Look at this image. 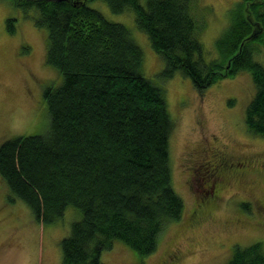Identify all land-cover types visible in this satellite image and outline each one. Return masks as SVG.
Segmentation results:
<instances>
[{"label":"trees","instance_id":"16d2710c","mask_svg":"<svg viewBox=\"0 0 264 264\" xmlns=\"http://www.w3.org/2000/svg\"><path fill=\"white\" fill-rule=\"evenodd\" d=\"M89 1L12 0L33 10L36 26L47 31L45 62L61 81L42 91L48 130L0 144V177L10 200L26 202L43 225L61 218L68 205L79 210L80 218L60 240L61 264H104L101 252L115 240L147 255L184 207L171 184L168 141L174 122L164 88L142 74V51L127 27ZM105 1L114 13L134 12L135 24L164 60L157 74L163 81L180 71L199 92L221 77L249 71L255 91L245 126L264 137V66L253 58L255 45H264V0L237 3L227 33L216 41L220 56L208 63L189 0ZM245 6L260 32L245 20ZM5 21L14 33L16 18ZM224 264H264V245H235Z\"/></svg>","mask_w":264,"mask_h":264},{"label":"rangeland","instance_id":"374dc122","mask_svg":"<svg viewBox=\"0 0 264 264\" xmlns=\"http://www.w3.org/2000/svg\"><path fill=\"white\" fill-rule=\"evenodd\" d=\"M239 1L189 0L206 63L218 60L216 41L227 33L232 9ZM87 5L127 27L142 51V74L164 88L174 122L168 141L171 184L184 204L181 218L164 225L151 253L140 256L115 240L102 250L101 261L224 264L235 245L259 241L264 245V171L255 167L245 174H227L216 180L211 163L214 152L219 160L245 157L264 161V137L245 126V108L255 91L252 74L240 70L199 92L191 78L180 71L163 81L157 74L164 69V60L135 24L134 12L114 13L105 0H92ZM34 14L12 0H0V144L19 135H40L49 128L42 91L58 86L61 76L45 62L47 31L36 26ZM8 16L16 18L14 33L6 29ZM244 16L252 31L260 32L261 24L250 7L245 6ZM253 52V58L264 66V45L256 44ZM203 193L206 204L201 206ZM10 196L0 177V264H61L60 240L80 218L79 210L68 205L61 218L43 225L35 220L26 202L10 200ZM193 209L199 210L198 216L191 215Z\"/></svg>","mask_w":264,"mask_h":264},{"label":"flooded vegetation","instance_id":"af4514ba","mask_svg":"<svg viewBox=\"0 0 264 264\" xmlns=\"http://www.w3.org/2000/svg\"><path fill=\"white\" fill-rule=\"evenodd\" d=\"M214 155V159L211 158L212 160V172H214L216 174V180H218L221 176H224V175H227V174H230V176L234 175L235 173H239L240 175L242 174H245L246 171H251V168H257L259 170H263L264 171V161H262L261 159L257 160V159H246L245 157L244 158H241L239 160H229L227 158H224L223 160L222 159H215L217 155V153H213ZM210 160V161H211ZM237 163H240V164H237ZM226 177V176H225ZM214 185L211 187L213 188ZM208 193H210V191H208ZM206 194V193H205ZM205 194H200V198H205ZM212 200V199H211ZM203 203V199L201 200V203ZM194 210L192 211V213H194ZM191 213V215H192ZM193 216V215H192ZM194 217V216H193Z\"/></svg>","mask_w":264,"mask_h":264}]
</instances>
